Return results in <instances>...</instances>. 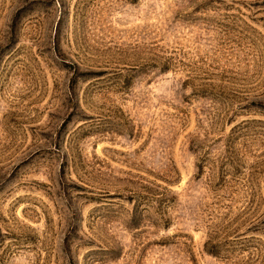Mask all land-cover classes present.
<instances>
[{"label":"rangeland","instance_id":"rangeland-1","mask_svg":"<svg viewBox=\"0 0 264 264\" xmlns=\"http://www.w3.org/2000/svg\"><path fill=\"white\" fill-rule=\"evenodd\" d=\"M0 264H264V0H0Z\"/></svg>","mask_w":264,"mask_h":264}]
</instances>
